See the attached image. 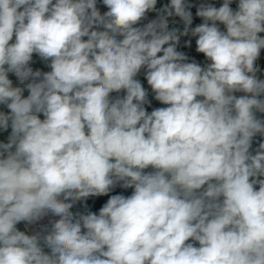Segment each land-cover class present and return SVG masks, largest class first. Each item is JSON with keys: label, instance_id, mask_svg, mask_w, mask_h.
<instances>
[{"label": "clouds", "instance_id": "clouds-1", "mask_svg": "<svg viewBox=\"0 0 264 264\" xmlns=\"http://www.w3.org/2000/svg\"><path fill=\"white\" fill-rule=\"evenodd\" d=\"M0 264H264V0H0Z\"/></svg>", "mask_w": 264, "mask_h": 264}, {"label": "built area", "instance_id": "built-area-1", "mask_svg": "<svg viewBox=\"0 0 264 264\" xmlns=\"http://www.w3.org/2000/svg\"><path fill=\"white\" fill-rule=\"evenodd\" d=\"M126 194H130V190L126 193ZM99 207V203L97 204V208Z\"/></svg>", "mask_w": 264, "mask_h": 264}]
</instances>
